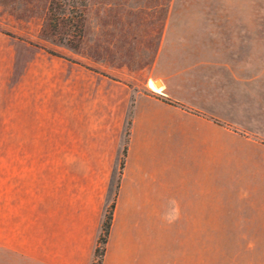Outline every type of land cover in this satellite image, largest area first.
<instances>
[{"label": "crops", "instance_id": "0c3cea01", "mask_svg": "<svg viewBox=\"0 0 264 264\" xmlns=\"http://www.w3.org/2000/svg\"><path fill=\"white\" fill-rule=\"evenodd\" d=\"M173 76L136 91L0 31V264H91L111 203L100 264H264V133L229 108L264 101H174Z\"/></svg>", "mask_w": 264, "mask_h": 264}, {"label": "rangeland", "instance_id": "374dc122", "mask_svg": "<svg viewBox=\"0 0 264 264\" xmlns=\"http://www.w3.org/2000/svg\"><path fill=\"white\" fill-rule=\"evenodd\" d=\"M50 1L0 0V31L136 91L173 74L174 101H264V0H84L80 20L69 0L48 20ZM229 108L264 133V112Z\"/></svg>", "mask_w": 264, "mask_h": 264}, {"label": "trees", "instance_id": "16d2710c", "mask_svg": "<svg viewBox=\"0 0 264 264\" xmlns=\"http://www.w3.org/2000/svg\"><path fill=\"white\" fill-rule=\"evenodd\" d=\"M60 1H66V0H51L49 3L48 12L51 11L53 7H57L60 5ZM59 2V3H58ZM70 4H68L69 7H71V11L68 13V15H62L60 17L61 20H71L72 18H76L77 20H80L82 17L81 11H72L75 8H82L84 7V0H69ZM48 20H51V13H48ZM113 203H111L107 209L105 210L104 217L101 223L100 233L98 235L96 246L94 248V255H93V261L91 264H100L103 250H104V244L107 238L108 229L111 222V211H112Z\"/></svg>", "mask_w": 264, "mask_h": 264}]
</instances>
